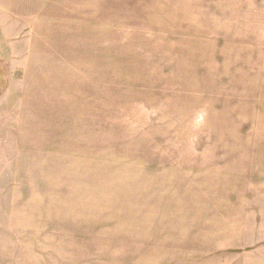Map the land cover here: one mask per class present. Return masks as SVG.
Listing matches in <instances>:
<instances>
[{
    "label": "rangeland",
    "instance_id": "obj_1",
    "mask_svg": "<svg viewBox=\"0 0 264 264\" xmlns=\"http://www.w3.org/2000/svg\"><path fill=\"white\" fill-rule=\"evenodd\" d=\"M0 264H264V0H0Z\"/></svg>",
    "mask_w": 264,
    "mask_h": 264
}]
</instances>
